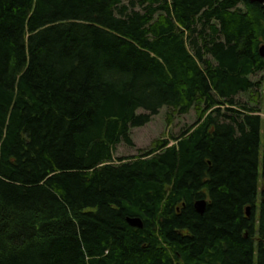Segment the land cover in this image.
I'll list each match as a JSON object with an SVG mask.
<instances>
[{
    "label": "trees",
    "instance_id": "16d2710c",
    "mask_svg": "<svg viewBox=\"0 0 264 264\" xmlns=\"http://www.w3.org/2000/svg\"><path fill=\"white\" fill-rule=\"evenodd\" d=\"M263 45L250 0H0V264H264Z\"/></svg>",
    "mask_w": 264,
    "mask_h": 264
},
{
    "label": "rangeland",
    "instance_id": "374dc122",
    "mask_svg": "<svg viewBox=\"0 0 264 264\" xmlns=\"http://www.w3.org/2000/svg\"><path fill=\"white\" fill-rule=\"evenodd\" d=\"M250 78L256 82H261V88H258L261 92V107L264 109V70L259 71L250 76ZM241 103L254 105L256 102L250 99L247 94H240L238 96ZM140 112H144L140 110ZM167 109H162L160 113L153 117L152 121L140 126L134 127L131 130V137L134 145H129L127 142L120 143L115 151L116 157H130L138 155L140 153L149 150L152 143L159 138H170L172 135H179L188 126L192 125L197 120V114L192 109L188 114L176 116L171 125L166 123ZM264 117V110L263 115Z\"/></svg>",
    "mask_w": 264,
    "mask_h": 264
},
{
    "label": "water",
    "instance_id": "95a60500",
    "mask_svg": "<svg viewBox=\"0 0 264 264\" xmlns=\"http://www.w3.org/2000/svg\"><path fill=\"white\" fill-rule=\"evenodd\" d=\"M251 2H260V3H264V0H250ZM260 54L264 57V46H262L260 48ZM195 207L197 209V211L199 213H203L206 207V201L205 200H199L195 203ZM249 208H248V213H249ZM128 222L132 225V226H136V227H142L143 226V222L141 220V218L139 217H128L127 218Z\"/></svg>",
    "mask_w": 264,
    "mask_h": 264
}]
</instances>
